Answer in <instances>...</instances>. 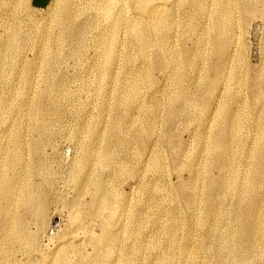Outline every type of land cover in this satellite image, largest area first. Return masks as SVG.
I'll use <instances>...</instances> for the list:
<instances>
[{
	"label": "rangeland",
	"instance_id": "1",
	"mask_svg": "<svg viewBox=\"0 0 264 264\" xmlns=\"http://www.w3.org/2000/svg\"><path fill=\"white\" fill-rule=\"evenodd\" d=\"M21 1L0 0V264H264V0H62V22Z\"/></svg>",
	"mask_w": 264,
	"mask_h": 264
},
{
	"label": "bare ground",
	"instance_id": "2",
	"mask_svg": "<svg viewBox=\"0 0 264 264\" xmlns=\"http://www.w3.org/2000/svg\"><path fill=\"white\" fill-rule=\"evenodd\" d=\"M70 1V0H69ZM121 1H123V0H121ZM22 3L20 4V6L22 7V6H25V4L26 3H29V2H27L26 0H22L21 1ZM65 2V1H64ZM20 3V2H19ZM122 3V2H121ZM120 3H118L117 1H115V0H112L111 1V3L110 4H108L107 6H106V8H105V10H104V13H103V17L105 18V19H109V18H111V13H112V11H113V9L115 8V7H117L118 5H119ZM51 5V4H50ZM52 5H55V10L56 9H58L57 10V14H56V16H55V19L57 20V21H59V22H62L63 21V19L67 16V8H63L62 9V7H63V1L62 0H52ZM138 6L140 7V9H143V7L145 8V3L142 1V0H139L138 1ZM224 8H225V10L227 9L226 8V5H224ZM145 10V9H144ZM143 11V10H142ZM226 12H228L229 13V11L228 10H226ZM228 16H230L229 14H227V17H226V21L228 20ZM231 19V18H230ZM227 23V22H226ZM156 25H159V26H161L162 25V23L159 21V20H157V22H156ZM136 27V25L133 27V31H134V28ZM137 27L139 28V26L137 25ZM137 33V36H138V42H139V44H140V46H143V44H144V37H143V34H141V32H136ZM104 44V43H103ZM106 44V43H105ZM108 45V44H107ZM105 46V45H104ZM107 48L105 49V51H106V53H107V56H111L112 55V51H113V45H109V46H106ZM131 88V87H130ZM136 88H138V89H140L139 87H136L135 85H132V89L133 90H137ZM138 91V90H137ZM135 93V92H134ZM249 175V174H248ZM247 175V176H248ZM253 173H251V176H250V178H246L245 179V181H246V183H251L252 182V180H253ZM233 185V184H232ZM231 184H228V183H226L225 184V186H227V187H230V186H232ZM246 184L244 183V184H242V186H240V185H238V186H236V187H238V191L241 193V195L242 196H245V194H246V186H245ZM235 187V186H234ZM210 188H213L212 186H210ZM22 205L26 208V210H33V208L35 207V201H34V199L32 198V196L29 194V193H24V197H23V200H22ZM18 223H20V224H22V226L23 227H25V222H24V219L23 218H19V219H17L16 220ZM16 221H13V224H15L16 223ZM257 224H259V225H261V226H263L264 225V217L263 216H260V218L258 219V222H257ZM23 234H25V235H27L28 233H27V231L26 230H24L23 231ZM225 236V235H224ZM228 236V235H227ZM226 237V236H225ZM225 244H227V239H226V243ZM228 245V244H227ZM226 246V245H225ZM226 248H227V246H226Z\"/></svg>",
	"mask_w": 264,
	"mask_h": 264
},
{
	"label": "water",
	"instance_id": "3",
	"mask_svg": "<svg viewBox=\"0 0 264 264\" xmlns=\"http://www.w3.org/2000/svg\"><path fill=\"white\" fill-rule=\"evenodd\" d=\"M47 1L48 0H33V5L38 8L44 9L46 7Z\"/></svg>",
	"mask_w": 264,
	"mask_h": 264
},
{
	"label": "flooded vegetation",
	"instance_id": "4",
	"mask_svg": "<svg viewBox=\"0 0 264 264\" xmlns=\"http://www.w3.org/2000/svg\"><path fill=\"white\" fill-rule=\"evenodd\" d=\"M51 0H48L47 3H46V6L50 3Z\"/></svg>",
	"mask_w": 264,
	"mask_h": 264
}]
</instances>
